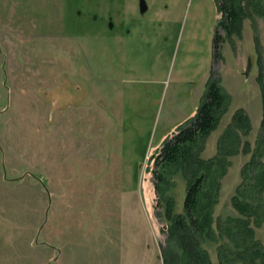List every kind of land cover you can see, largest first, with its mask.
<instances>
[{
	"label": "rangeland",
	"instance_id": "rangeland-1",
	"mask_svg": "<svg viewBox=\"0 0 264 264\" xmlns=\"http://www.w3.org/2000/svg\"><path fill=\"white\" fill-rule=\"evenodd\" d=\"M244 8L240 32L225 37L214 0H0V264H187L169 238L186 179L168 173V214L153 157L211 73L232 101L201 156L216 153L240 107L251 123L241 139L255 147L264 0ZM251 151L228 157L212 233L199 236L212 264L220 245L232 251L223 231L240 216L230 198ZM255 234L264 248V218Z\"/></svg>",
	"mask_w": 264,
	"mask_h": 264
},
{
	"label": "trees",
	"instance_id": "trees-1",
	"mask_svg": "<svg viewBox=\"0 0 264 264\" xmlns=\"http://www.w3.org/2000/svg\"><path fill=\"white\" fill-rule=\"evenodd\" d=\"M214 2L220 14L218 25L223 28L225 37H230L232 33L238 34L248 0ZM222 39L224 37L216 29L212 40L216 59L220 58ZM258 79L263 88L262 119L253 149L241 139V135L249 133L251 123L247 112L240 107L235 109L218 137L216 153L209 158L201 156L207 137L216 129L232 101L231 94L211 73L194 114L182 121L161 142L153 157L159 202L164 203L168 214L173 209V198L167 194L170 185L166 187L173 180L168 173L179 171L186 179L182 212L171 215L169 238L182 248V256L187 264H212L208 253L200 245L199 236L212 233L213 207L218 202L221 179L229 164L228 157L249 150H252L250 159L241 168L242 180L230 198L240 216L233 219V228L228 226L223 231L229 238L232 251L227 244L223 247L220 245L219 264H227L228 261L234 264L236 260L242 264H262L264 260V248L255 234V227L264 218V67ZM231 252L233 257L229 258ZM176 257L173 252L170 253L172 263ZM257 260L261 263H257Z\"/></svg>",
	"mask_w": 264,
	"mask_h": 264
},
{
	"label": "bare ground",
	"instance_id": "bare-ground-1",
	"mask_svg": "<svg viewBox=\"0 0 264 264\" xmlns=\"http://www.w3.org/2000/svg\"><path fill=\"white\" fill-rule=\"evenodd\" d=\"M57 107L55 108V112L57 113ZM57 117H58V114H56L55 115V124H57ZM66 133H67V136H68V132L65 130V132H64V135L66 136ZM61 141H60V138L57 140V141H55V143H54V146L55 147H58V144L60 143ZM82 143H83V145H84V143H85V140H82ZM65 144V143H64ZM78 145H79V143H78ZM59 148V147H58ZM60 149V148H59ZM67 154V153H66ZM96 170L97 169H95V172H96ZM90 175H92L93 177L95 176V177H97V175L95 174V173H93V174H90ZM101 175H103V174H101ZM103 177H107V178H109V176H107V175H103ZM87 184H89L88 182H87ZM85 193L87 194L88 192H86L85 191ZM96 195H97V197H96ZM94 196L96 197L95 199L96 200H98V201H101V195H98V193H96V194H94ZM87 199V198H86ZM84 200V199H83ZM102 203H105V202H102ZM110 203V202H109Z\"/></svg>",
	"mask_w": 264,
	"mask_h": 264
},
{
	"label": "crops",
	"instance_id": "crops-1",
	"mask_svg": "<svg viewBox=\"0 0 264 264\" xmlns=\"http://www.w3.org/2000/svg\"><path fill=\"white\" fill-rule=\"evenodd\" d=\"M194 113V111L191 113V115ZM188 117V116H187ZM185 119V118H184ZM181 122V121H180Z\"/></svg>",
	"mask_w": 264,
	"mask_h": 264
}]
</instances>
